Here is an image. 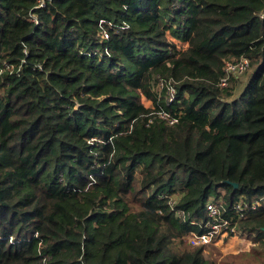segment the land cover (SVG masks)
I'll use <instances>...</instances> for the list:
<instances>
[{
	"label": "trees",
	"instance_id": "obj_1",
	"mask_svg": "<svg viewBox=\"0 0 264 264\" xmlns=\"http://www.w3.org/2000/svg\"><path fill=\"white\" fill-rule=\"evenodd\" d=\"M38 5L0 0V264H217L211 199L264 264V0Z\"/></svg>",
	"mask_w": 264,
	"mask_h": 264
},
{
	"label": "built area",
	"instance_id": "obj_2",
	"mask_svg": "<svg viewBox=\"0 0 264 264\" xmlns=\"http://www.w3.org/2000/svg\"><path fill=\"white\" fill-rule=\"evenodd\" d=\"M47 0H39L38 7H44ZM264 16V14H262ZM34 20H37V16L34 14ZM104 22V21H103ZM105 23V22H104ZM109 32L103 29V38H108ZM250 66V61L246 57L240 58L238 61H229L225 65L226 76L220 80V86L224 87L228 84V80L232 76H240ZM175 98V91L172 90L169 93L168 101H172ZM166 114H163L165 116ZM171 123L175 119L169 120ZM261 202L257 201L253 205H250L246 200H241L234 205L224 206L222 201H215L211 199L207 203V219L199 223L203 228L202 232L192 231L187 235V241L191 246H207L222 237H242L237 225L241 219H244L248 215V211L253 210L260 206ZM171 205L175 206V202L172 201ZM176 216L187 220V214L182 209H176ZM192 223H196V220H192Z\"/></svg>",
	"mask_w": 264,
	"mask_h": 264
},
{
	"label": "rangeland",
	"instance_id": "obj_3",
	"mask_svg": "<svg viewBox=\"0 0 264 264\" xmlns=\"http://www.w3.org/2000/svg\"><path fill=\"white\" fill-rule=\"evenodd\" d=\"M168 36L169 38H173L171 34H168ZM109 37L103 39L106 40L109 39ZM179 46H181V43H179ZM163 86H164V81H161L160 84L158 86L156 85L155 88L159 91L162 90ZM143 100L147 106L153 107L152 101L145 98H143ZM226 238L227 237L219 238V240L212 242L213 244L209 243L207 247L205 246V252L207 257L215 260L217 264H230V263L243 264L244 259L252 256L249 253H251L253 251L254 246H257L258 244V243L253 244L254 243L253 240L250 239L252 242L247 243L245 246L235 248L237 247L238 242L232 240H237V239L228 240ZM258 261L259 260L255 258L252 260L250 264H262Z\"/></svg>",
	"mask_w": 264,
	"mask_h": 264
},
{
	"label": "crops",
	"instance_id": "obj_4",
	"mask_svg": "<svg viewBox=\"0 0 264 264\" xmlns=\"http://www.w3.org/2000/svg\"><path fill=\"white\" fill-rule=\"evenodd\" d=\"M226 239H237V240H232V241H237L238 242V245H237V247H235V248H239V247H242V246H245L247 243H249V242H252L250 239H248V238H246V237H231V238H226ZM224 240H225V238H224ZM227 242V241H226ZM223 243V242H222ZM211 244H213V243H211ZM253 244H255V243H253ZM252 244V245H253ZM251 245V244H250ZM208 246V245H207ZM206 246V247H207Z\"/></svg>",
	"mask_w": 264,
	"mask_h": 264
},
{
	"label": "water",
	"instance_id": "obj_5",
	"mask_svg": "<svg viewBox=\"0 0 264 264\" xmlns=\"http://www.w3.org/2000/svg\"><path fill=\"white\" fill-rule=\"evenodd\" d=\"M235 186H238V184L234 183Z\"/></svg>",
	"mask_w": 264,
	"mask_h": 264
}]
</instances>
